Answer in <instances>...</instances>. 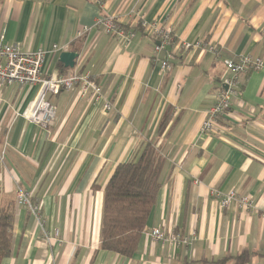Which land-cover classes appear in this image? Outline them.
<instances>
[{
	"label": "crops",
	"instance_id": "0c3cea01",
	"mask_svg": "<svg viewBox=\"0 0 264 264\" xmlns=\"http://www.w3.org/2000/svg\"><path fill=\"white\" fill-rule=\"evenodd\" d=\"M134 4L0 0V42L24 51L57 45L62 50L46 57L44 76L80 71L103 93L100 101L80 87L50 95L56 118L44 129L21 116L38 86L0 91V209L15 226L2 264H218L245 251L254 253L247 264H264V0H140L137 17L128 15ZM118 11L135 29L128 42L95 27ZM142 16L172 32L167 54H155ZM84 27L91 30L79 37ZM184 42L211 43L219 56L182 50ZM66 51L79 54L74 69L60 62ZM242 56L261 59L262 69L241 75L231 108L213 133L202 134L228 75L225 61ZM167 59L170 71L161 68ZM147 143L164 159L161 189L137 253L124 258L100 247L104 190L117 166ZM18 186L41 207L42 225L18 206ZM212 188L252 196L257 209L222 210ZM154 228L191 242L155 241Z\"/></svg>",
	"mask_w": 264,
	"mask_h": 264
},
{
	"label": "built area",
	"instance_id": "2783aa9c",
	"mask_svg": "<svg viewBox=\"0 0 264 264\" xmlns=\"http://www.w3.org/2000/svg\"><path fill=\"white\" fill-rule=\"evenodd\" d=\"M140 0H135V4L128 12L129 16L139 15L137 5ZM122 11L111 16L101 17L97 20L95 27L101 29L107 35H114L119 39L130 41L134 37L132 31L126 30L123 26L124 16ZM142 26L156 40L155 54H167V48L171 46L174 36L172 32L161 27L157 22L147 23L144 16L140 17ZM91 30L90 27H84L78 32L79 37H83ZM3 38V37H2ZM205 49L209 53L219 56V50L211 43L195 42L182 43V50ZM62 49L57 45L50 50L40 49L38 51H24L16 44H6L0 42V91L9 85H29L38 86L35 99L21 114V116L30 123L47 129L55 121L56 107L48 100L50 95H58L63 91H71L80 87V93L85 95L91 93L96 101L103 99L102 89L99 85L91 80L89 74H82L79 71L71 72L68 75L57 77H45L43 67L45 59L49 54H55ZM169 59V54L167 55ZM163 60L161 68L170 71L169 61ZM228 75L223 81L222 88L217 94L215 104L208 110L206 120L201 128L202 134L213 133L220 118L224 116L232 106V101L240 92L241 75L249 70L258 71L263 67L261 59H254L251 56H242L237 62L230 60L225 61ZM105 110L111 109V104L105 102ZM211 196L220 203L222 209L231 206H237L244 212H252L257 209V202L251 196L241 195L232 190L227 193L218 189H211ZM16 202L18 206L29 210L37 219L39 224H43L42 210L39 205H35L32 200V194L18 186L16 190ZM153 240L163 244L171 243L177 246L189 245L191 239L180 233L165 231L162 228H154L150 232Z\"/></svg>",
	"mask_w": 264,
	"mask_h": 264
},
{
	"label": "trees",
	"instance_id": "16d2710c",
	"mask_svg": "<svg viewBox=\"0 0 264 264\" xmlns=\"http://www.w3.org/2000/svg\"><path fill=\"white\" fill-rule=\"evenodd\" d=\"M123 27L135 31L132 27ZM163 167V157L150 143L137 150L132 159L117 166L104 190L102 250L124 258H132L137 253L161 189ZM14 234L13 216L0 209V264L12 254ZM253 255L245 251L234 258L225 257L218 264L231 260L247 264Z\"/></svg>",
	"mask_w": 264,
	"mask_h": 264
},
{
	"label": "water",
	"instance_id": "95a60500",
	"mask_svg": "<svg viewBox=\"0 0 264 264\" xmlns=\"http://www.w3.org/2000/svg\"><path fill=\"white\" fill-rule=\"evenodd\" d=\"M79 58L78 53L74 52H62L60 55V62L65 66L66 69H73L76 65V60Z\"/></svg>",
	"mask_w": 264,
	"mask_h": 264
},
{
	"label": "rangeland",
	"instance_id": "374dc122",
	"mask_svg": "<svg viewBox=\"0 0 264 264\" xmlns=\"http://www.w3.org/2000/svg\"><path fill=\"white\" fill-rule=\"evenodd\" d=\"M125 26V25H124ZM74 69V68H73ZM80 72V71H79ZM81 73V72H80ZM83 74V73H82ZM62 76V75H61ZM45 77H48V76H45ZM92 80V79H91ZM93 81V80H92ZM94 82V81H93ZM22 86V85H21ZM102 89V88H101ZM104 109H105V107H104ZM107 111V110H106ZM52 125V124H51ZM232 191V190H231ZM235 191V190H234ZM237 192V191H236ZM211 193V192H210ZM225 193H227V192H225ZM238 193V192H237ZM240 194V193H239ZM252 197V196H251ZM252 198H254V197H252ZM255 199V198H254ZM32 200H33V198H32ZM256 201V200H255ZM218 202V201H217ZM219 203V202H218ZM219 206H220V203H219ZM221 208V207H220ZM230 208V207H229ZM222 209V208H221ZM228 209V208H227ZM227 209H222V210H227ZM44 220V219H43ZM191 239V238H190Z\"/></svg>",
	"mask_w": 264,
	"mask_h": 264
}]
</instances>
